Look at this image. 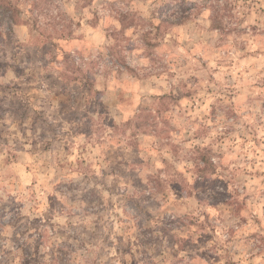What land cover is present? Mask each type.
Masks as SVG:
<instances>
[{"label": "rangeland", "instance_id": "rangeland-1", "mask_svg": "<svg viewBox=\"0 0 264 264\" xmlns=\"http://www.w3.org/2000/svg\"><path fill=\"white\" fill-rule=\"evenodd\" d=\"M0 264H264V0H0Z\"/></svg>", "mask_w": 264, "mask_h": 264}, {"label": "trees", "instance_id": "trees-1", "mask_svg": "<svg viewBox=\"0 0 264 264\" xmlns=\"http://www.w3.org/2000/svg\"><path fill=\"white\" fill-rule=\"evenodd\" d=\"M208 162V161H207ZM209 163V162H208Z\"/></svg>", "mask_w": 264, "mask_h": 264}]
</instances>
